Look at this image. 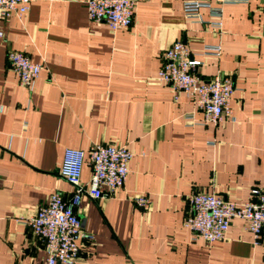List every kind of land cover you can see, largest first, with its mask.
I'll return each mask as SVG.
<instances>
[{
  "label": "crops",
  "instance_id": "crops-1",
  "mask_svg": "<svg viewBox=\"0 0 264 264\" xmlns=\"http://www.w3.org/2000/svg\"><path fill=\"white\" fill-rule=\"evenodd\" d=\"M135 1L132 26L117 32L89 19L87 0H36L23 17L0 21V264H47L26 219L55 192L73 198L61 174L67 148L86 152L89 182L97 144L124 145L133 158L123 189L84 195L77 208L96 238L84 242L83 261L264 264V237L256 244L242 219L211 244L184 225L195 193L241 203L264 187V0L223 6L221 29L187 18L186 0ZM200 15L214 20L207 9ZM177 41L202 60V78L232 76L233 119L202 124L194 98L159 79ZM208 44L221 45V55H202ZM11 49L43 65L31 87L9 66ZM138 194L149 197L146 207Z\"/></svg>",
  "mask_w": 264,
  "mask_h": 264
},
{
  "label": "built area",
  "instance_id": "built-area-1",
  "mask_svg": "<svg viewBox=\"0 0 264 264\" xmlns=\"http://www.w3.org/2000/svg\"><path fill=\"white\" fill-rule=\"evenodd\" d=\"M36 0H0V21L12 14L23 17ZM214 2L216 5H214ZM250 0H186L184 13L187 18L221 29L223 6L248 4ZM135 0H87L89 19L106 23L111 30L128 29L133 24ZM207 9L213 21L201 20V10ZM0 36L2 34L0 33ZM221 45H205L202 55L220 56ZM9 66L19 77L20 84L31 87L40 76L43 65L35 63L23 51L11 49L8 53ZM203 62L192 56L183 41L171 45L163 55L159 79L168 84L176 94L185 93L194 98L203 111L202 124L218 125L234 118L232 106L236 86L231 75L218 74L202 78L196 70ZM133 152L124 145L97 144L89 152L92 176L89 182L82 181L86 152L82 149L65 150L61 174L75 186L73 198L67 200L62 193L55 192L45 205L26 219V224L45 243L47 264H91L81 259L84 242H94L95 235L86 230L77 212L84 195L94 199L114 196L124 188L130 172ZM135 203L146 207L148 196L138 194ZM190 208L184 225L192 239L206 243L225 240L234 219H242L245 227L254 234L258 244L264 237V187H253L247 199L241 203L216 193L201 191L189 197Z\"/></svg>",
  "mask_w": 264,
  "mask_h": 264
}]
</instances>
